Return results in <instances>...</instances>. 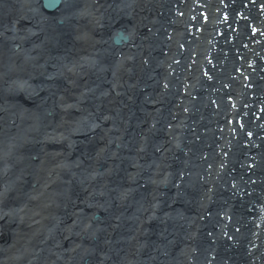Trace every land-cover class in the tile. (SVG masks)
Returning a JSON list of instances; mask_svg holds the SVG:
<instances>
[{"label":"bare ground","instance_id":"obj_1","mask_svg":"<svg viewBox=\"0 0 264 264\" xmlns=\"http://www.w3.org/2000/svg\"><path fill=\"white\" fill-rule=\"evenodd\" d=\"M0 264H264V0H0Z\"/></svg>","mask_w":264,"mask_h":264},{"label":"rangeland","instance_id":"obj_2","mask_svg":"<svg viewBox=\"0 0 264 264\" xmlns=\"http://www.w3.org/2000/svg\"><path fill=\"white\" fill-rule=\"evenodd\" d=\"M44 6L43 7H45V10L46 11H49V12H53V11H50L49 9H50V6H51V2H44V4H43ZM117 38L119 39L118 41H120V42H123V41H126L127 40V37H125L124 36V34H123V31H120L117 35H116V37H115V39H116V41H117ZM128 40H130L129 38H128ZM49 100V102H50V100H51V98H49L48 99ZM32 102H34V101H32ZM31 102V103H32ZM47 114H48V116L50 117V116H53V111L50 109H48V111H47ZM86 144H88V142H86ZM98 143H96V144H94V146L92 145L91 147H93V150L91 149V150H89L90 152H92V153H94V154H97L96 153V145H97ZM71 147V146H70ZM81 147L83 148V145H81ZM95 148V149H94ZM70 158L71 159H77L78 160V162H77V164H81V158H78V157H74L73 155H70ZM82 158H84L83 156H82ZM56 177H57V175H56ZM157 204L159 205V202H157ZM62 209L64 210V211H68V209H69V205L68 204H64L63 206H62ZM100 218H101V213H94L93 215H92V220H100ZM24 252V251H23Z\"/></svg>","mask_w":264,"mask_h":264}]
</instances>
